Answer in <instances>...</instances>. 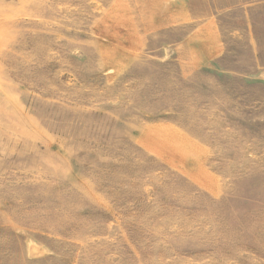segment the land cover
I'll return each mask as SVG.
<instances>
[{
  "label": "rangeland",
  "instance_id": "obj_1",
  "mask_svg": "<svg viewBox=\"0 0 264 264\" xmlns=\"http://www.w3.org/2000/svg\"><path fill=\"white\" fill-rule=\"evenodd\" d=\"M0 264H264V0H0Z\"/></svg>",
  "mask_w": 264,
  "mask_h": 264
}]
</instances>
